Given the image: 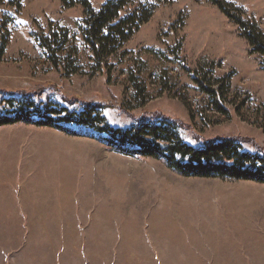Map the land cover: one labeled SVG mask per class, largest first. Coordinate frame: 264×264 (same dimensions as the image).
Returning a JSON list of instances; mask_svg holds the SVG:
<instances>
[{"label": "rangeland", "instance_id": "rangeland-1", "mask_svg": "<svg viewBox=\"0 0 264 264\" xmlns=\"http://www.w3.org/2000/svg\"><path fill=\"white\" fill-rule=\"evenodd\" d=\"M88 1L99 12L112 0ZM139 6L135 23H148L101 59L84 7L0 0V114L2 94L26 93L99 106L115 128L166 117L196 147L240 137L264 149V58L221 9L264 38V0H135L121 17ZM0 264H264V185L185 178L90 132L5 126Z\"/></svg>", "mask_w": 264, "mask_h": 264}, {"label": "trees", "instance_id": "trees-1", "mask_svg": "<svg viewBox=\"0 0 264 264\" xmlns=\"http://www.w3.org/2000/svg\"><path fill=\"white\" fill-rule=\"evenodd\" d=\"M134 1L112 0L95 12L88 0H62L69 8L77 5L85 8V40L101 59L117 54L129 42L132 28L125 33L128 25L138 29L148 23L149 18L135 23L141 6L121 17V12L132 6ZM221 9L229 20L240 27L242 36L251 45L252 53L264 58V38L257 28L234 19L226 6ZM44 48L48 49L49 46L45 45ZM2 96L6 105H1L0 128L24 123L73 137H83L90 132L119 154L163 161L170 170L185 178L264 185V149L259 147L260 151L249 152L245 149V144H249L243 138H220L196 147L182 138L180 121L166 117L141 119L130 128H115L102 115L100 107L92 104H86L83 109H70L43 105L32 94Z\"/></svg>", "mask_w": 264, "mask_h": 264}]
</instances>
